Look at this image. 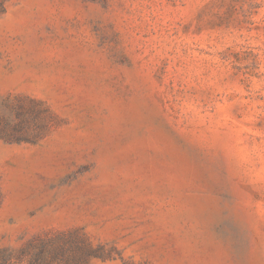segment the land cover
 <instances>
[{"label":"rangeland","instance_id":"obj_1","mask_svg":"<svg viewBox=\"0 0 264 264\" xmlns=\"http://www.w3.org/2000/svg\"><path fill=\"white\" fill-rule=\"evenodd\" d=\"M4 1L0 248L264 264V0Z\"/></svg>","mask_w":264,"mask_h":264},{"label":"trees","instance_id":"obj_2","mask_svg":"<svg viewBox=\"0 0 264 264\" xmlns=\"http://www.w3.org/2000/svg\"><path fill=\"white\" fill-rule=\"evenodd\" d=\"M4 11L5 1L0 0V15ZM13 121L11 117L0 111V137L27 138L21 132L22 127L19 124H12ZM27 256V264H89L88 257H100L102 252L99 248L86 246L84 241L72 239L70 243L52 249L48 248L47 243L41 244L36 250L22 249L18 253H13L7 248H0V264H20Z\"/></svg>","mask_w":264,"mask_h":264}]
</instances>
